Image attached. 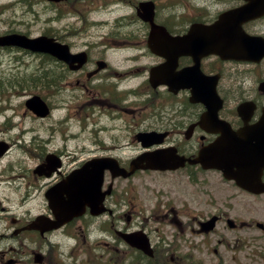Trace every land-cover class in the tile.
Here are the masks:
<instances>
[{
    "label": "flooded vegetation",
    "instance_id": "1",
    "mask_svg": "<svg viewBox=\"0 0 264 264\" xmlns=\"http://www.w3.org/2000/svg\"><path fill=\"white\" fill-rule=\"evenodd\" d=\"M87 2L98 8V11L95 12L91 7L85 17L78 9L75 18L81 20L83 25H100V30L96 33L86 28L84 32L79 29L69 32L65 38L73 52L79 50V44L84 45L80 47L87 52L86 62L78 69H72L69 64L53 58L50 67L51 97L57 98L61 92L70 91V99L64 98L66 115L63 119L70 126L75 121L80 129L79 134L72 135L71 130L65 127L64 135L78 139L77 144L82 145L73 151L49 149L53 136H50L51 139H39V126L31 124L34 129H27L30 117L24 115L16 104L0 99V212H7L0 215V240L4 236L10 238L11 243L19 244L17 239L26 247L20 252L13 246L7 250L1 248L0 263L23 264L24 252H32L36 257V252L42 251L45 244L53 247L54 238L62 236L74 240L67 249L69 257L74 261L81 258L84 263L100 259L106 264H264V219L256 217L257 205L264 207V191L251 192L234 180L225 178L220 169L206 166L210 162L206 155L196 160L200 152L220 136L221 129L229 126L238 130L244 125V118L249 124L260 118L264 107V90L258 85L259 92L253 95L247 89L243 90L242 83L236 86L232 82V78L237 77L235 72L238 66L248 63L224 59L215 54L200 58L201 72L215 80L214 87L220 103L218 109L216 99L210 95L204 94L200 101L194 100L190 88L180 89L176 93L170 92L165 85L153 88L148 77L143 83L144 90L137 92L134 86L126 85L122 88L121 78L116 77L132 69H116L113 82L109 79L111 73H106L113 67L103 56L105 51H109L108 47L136 50L144 45L149 64L143 72L147 75L151 66L166 60L165 56L150 52L147 43L167 42L170 36L181 39L189 34L196 35L190 42L215 40L216 31L212 26L224 13L239 8L246 1L68 0L64 4L69 7L70 4L78 6ZM87 7L86 4L85 9ZM90 13L93 16L101 14L102 19L91 18L88 24L86 21ZM154 27L164 28L168 35L155 37L157 29ZM242 28L251 35L264 38V15L244 22ZM84 38L80 42L77 40ZM193 58L191 55L179 56L177 69L191 66ZM126 59L136 62L137 58L127 55ZM243 75H246L245 71ZM73 88L92 96L80 102L78 92L71 93ZM73 100L77 101L76 104ZM56 102L50 104L51 110L55 108ZM242 102L250 103L243 110L245 116L238 111ZM209 106L214 112L217 109L216 115L209 113ZM252 106L253 110H249ZM90 110L105 116L112 125L102 123L99 118L80 127L88 119L86 114ZM128 114L132 115L131 121L127 119ZM53 120H56L55 117ZM89 125L93 128L91 136L80 142L82 137L79 135L88 134ZM112 130L115 136L111 135L110 140L105 141L103 133ZM123 132L130 134L137 142L134 144V155L167 148L184 161L183 165L175 169L137 170L130 178L141 172L157 173L171 179L178 177V180L174 179L177 182L163 184L164 187L171 186V189L153 188L156 183L150 185V182L145 185V191L154 200V205L149 209V214L141 210L137 213L140 203L131 189H118L117 182L122 178H112L105 171L101 191H107L98 206L85 205L81 215L58 228L42 230L45 221L55 218L46 197L47 189L80 168L91 156L118 157L119 151L126 145L118 136ZM138 132H151L160 142L143 148L136 138ZM87 140L89 142L85 143ZM48 155L50 163L46 162ZM117 159L120 165L128 166L129 159ZM261 182L264 184V170ZM185 189H189L187 193L196 198L191 201L184 197ZM19 190L21 196L16 202L14 196ZM60 199V195L53 197V201ZM20 205L24 213L14 214ZM122 219H125L126 226L120 225ZM135 219L141 222H135ZM151 219L169 224V233L172 234L169 241L162 235L160 241L155 240L158 236L156 233L154 239V232L148 226ZM118 230L143 231L149 241L151 254L126 243ZM75 250L80 252V256L74 253ZM183 250L188 251L184 254L178 252ZM192 250L201 252L205 259L189 253ZM6 252L8 256H5Z\"/></svg>",
    "mask_w": 264,
    "mask_h": 264
},
{
    "label": "rangeland",
    "instance_id": "2",
    "mask_svg": "<svg viewBox=\"0 0 264 264\" xmlns=\"http://www.w3.org/2000/svg\"><path fill=\"white\" fill-rule=\"evenodd\" d=\"M18 1L19 0H0V33L18 30L22 32H27L28 34L34 36V35L44 34L45 32H50L53 30L54 33L56 32L60 36L65 38L67 36L66 34H68V31H70L69 23L75 22L74 16L63 13L65 12L64 10L63 12L60 11V13L62 14V17L60 18V20L58 21L55 20L53 22H50L49 18L52 19L55 16V14L50 9H48L50 8L51 5L49 6L45 2H38L37 4H34L32 6L31 9L36 11V12H33L29 10V6H24V3L18 2ZM77 25H78V22H77ZM82 27H83V24H81V28ZM85 28L86 30L89 29L90 31H93V32L95 31L96 33L100 30V27H96V26H87ZM77 40L78 42H80L82 40H85V38L80 39V40L77 39ZM92 40L94 39L92 38ZM139 53H142L141 50L132 49V51H127L126 49H122V48L121 49H111L108 52L105 51L103 56L109 61V63L111 64V67H113L112 70L109 69L106 72V73H111V75L109 76V79L113 82L115 81L114 77L116 75L115 73L116 69H120V71H123V69L131 68L132 70L130 71L127 70L126 72H123L122 74H119L116 77V79L121 78L122 80L121 87L123 88L125 85L128 87L135 86L137 89L143 86V88L145 89V84H140V82L144 83L147 75L145 74L144 76L140 77L143 71L139 70V68L145 66L146 64L144 62L145 59L141 58L139 62H136L138 63L137 65L134 64L133 61H127L126 59V55H133L139 58L140 57ZM3 60H5V58H3ZM21 63L22 65H19V70L21 72H23L24 74L30 73L36 76L41 71V69L39 68L41 64L45 63V67H47V69H48V64H49V62H46L45 59L38 57L34 54L23 55V60L21 61ZM134 66L136 67L133 68ZM2 68L4 72L9 71L6 65H3ZM243 71L246 72L245 76L243 75ZM10 73H12V75H16V73H19V72H18V69H15V70L13 69L10 71ZM235 73L237 74V77L234 76L232 78V82L236 86L238 85L237 83H242L243 90L247 89L249 93L253 95H257V92H259V90L257 89L258 83L264 79V61L259 66L258 64L240 65L238 66V70ZM28 79H29L28 77H24L25 81H22V87L25 89L24 91H22V93L31 94V88H30L31 84L28 81ZM238 80L240 81L238 82ZM232 82H230V84ZM19 87L20 86L15 85V82L13 81H7L5 79L0 78V95L3 94L5 96H9V98L12 99L11 103L16 104L18 109L21 112H23L24 115L26 113L30 117V121L28 122V124H26L27 129H31V128L34 129V126L31 124H35L39 126V131L41 133L39 135V139L40 138L46 139L49 136H53L51 140V144L48 145L49 149L61 148L63 150L73 151V149L82 145L81 143L77 144L79 141L78 139L71 138V137L68 138L67 135H64L66 133L65 127H68V130H71L72 135H77L79 134L78 132L80 131L75 121H74V124L70 126V124L66 122V119H63V116L66 114V103L64 101V98L65 97L69 98V93H70L69 90H65L64 92H61L57 96V98H51L48 88L39 87L35 91V93L41 92L42 96H44L50 102L60 101L58 104H56L58 105L57 109H55L52 112V116L54 115L56 117L55 118L56 120L54 121V120L49 119V117L51 116L43 119V118H35L29 113H27L26 108L23 107V101L25 100V98H27V94L23 96L13 95V93L16 91V88H19ZM239 87L241 86H238V88ZM236 91L237 90L235 89V94H236ZM77 92L81 97L80 98L79 96H77L79 100L81 99L80 102L84 100L87 96H92V94L86 95L84 92L76 91V89L74 88L71 90L72 94H75ZM73 102L74 104H76L77 101L73 100ZM136 114L138 115V110ZM86 115H88V119L84 120V122L80 125V127L84 126L85 124L89 122L96 121L99 118L101 119L102 123L107 124V125H112L108 122L105 116H102V115L99 116L95 114L94 111L90 110V112ZM127 119L131 121L132 115L128 114ZM88 128H89L88 134L79 135L82 137L80 142L83 139H86L88 136H91L92 126L89 125ZM111 135L115 136L114 130L109 131V133H103L104 140L109 141ZM118 136L120 140H122V142L126 143L125 147H123V149L119 151L118 155L123 160H126L129 157L134 155L136 151V149H134V144H137V142L133 140L132 136L126 132L120 133ZM88 142L89 140H87V142L85 141V143H88ZM174 179L178 180V177H175ZM174 179H171L168 176H164V175L157 174V173L147 174V173L141 172L139 175H136L130 178L128 181L126 179H119L117 183H118V189L120 190L129 189V188L131 189L133 196L140 203V206L136 209L137 213H139V211L141 210L142 212H145V214H149V209L154 205V200L150 199L149 195H147L144 186L148 185L150 182V185H153V183H156V185L153 186V188L159 187L161 189H167V188L171 189V186L164 187L163 184H171L173 182H177ZM216 187L218 188L219 186L216 185ZM188 191L189 189L188 190L185 189V193L183 196L188 197L189 200L192 201L196 197L194 195L191 196L190 194H188L187 193ZM10 195H15V193H10ZM20 196H21V191L19 190L18 193H16V196H14V200L18 202ZM41 197L42 195L40 194V198ZM8 204L9 203H6L5 205H8ZM29 206L30 205L26 206V208ZM19 209H16L14 211V214L17 213L21 215L24 213L22 211L21 205L19 206ZM256 209H257L256 217L259 220H263L264 219V207L262 208L261 205H257ZM5 213L7 212H0V215L3 216ZM134 217L136 216H133V218ZM121 221L123 222H121L120 225L122 226L127 225L125 223L126 222L125 219H122ZM137 221L141 222L140 219L138 220L135 219V222ZM130 223H133V222L130 221ZM168 225L169 224H166V223L153 221L152 219L148 223L150 230L154 232V239H155V233H156L158 236L156 237L155 240H159V241L161 240L160 235L165 237L167 241L171 239L172 234L169 233L170 228ZM1 238L3 239L0 240V253L2 250L1 248L7 250L8 248H11V246L17 247V248H13V249H19L17 252H20L21 249H26V247L21 244L22 241L20 242L16 239V241L19 244H15V243L10 242V238H5L4 236ZM54 239H55V243H52L54 244V246L53 247L49 246L51 250L44 243L45 244V246L43 247L44 249L42 251L36 252L38 255H41V258L39 260H36V262H34L33 260L34 255L32 252H24L23 253L24 257L22 259L24 262L23 264H106L104 260L101 261L100 259L96 262L89 261L87 259L88 261L85 263L81 258L79 261H74L72 258L69 257V254L67 252L69 244L73 243L74 240H71V239H68V237L65 238L62 236H56ZM186 251L188 250H183V251H178V252L181 254H184L186 253ZM74 253L80 256V252L78 250H75ZM189 253H194L196 257L205 259L201 252H196V251L193 252L192 250ZM5 256H8L7 252L5 253ZM208 258H210L209 255H208Z\"/></svg>",
    "mask_w": 264,
    "mask_h": 264
},
{
    "label": "water",
    "instance_id": "3",
    "mask_svg": "<svg viewBox=\"0 0 264 264\" xmlns=\"http://www.w3.org/2000/svg\"><path fill=\"white\" fill-rule=\"evenodd\" d=\"M263 12L264 0H249L237 13L229 17L227 23L217 22V25L213 29L219 28L221 30L216 31L214 35L216 37L215 40L197 44L202 49L200 53L216 51L223 52L224 55H228L234 59L260 60L264 56V40L246 36L242 32L241 22L259 16ZM0 43L15 44L33 51L49 52L65 61L71 62L77 59L75 55L69 53L67 45L55 42L53 38L47 36L29 38L23 34H11L1 36ZM195 58L198 60L199 55ZM169 60L172 62L174 59L169 58ZM153 74L154 72L151 73V78ZM156 76L159 78L158 83L167 82L171 84L168 80L160 79L159 70ZM183 77L186 83H189L188 77H194L195 84L202 83V81H196L195 73L192 72H184ZM28 105L39 115H46L48 112L47 105L39 96H34ZM263 123L264 120L260 122V125ZM140 137H145V134H141ZM151 142L145 141L144 144H150ZM204 153L205 155L210 154L209 158L212 163H215V158L219 159L220 163L225 165L224 171L229 178H234L245 188L254 191L258 190L257 186L260 185V175L264 168V133L261 132L259 124L253 127L245 125L236 132L218 138ZM182 162L167 150L144 152L138 155L131 161L129 171L119 168L116 160H109L108 158H99L94 162H90L88 166H91L92 170L98 173L96 180L94 178L91 180L87 179L85 174H81L78 178L76 191L68 190L70 187L69 182L60 183L59 187H57L58 190L70 195V200L69 202L55 205L57 208L54 209V212L57 221L51 226L60 225L67 215L81 212L86 202L91 206H97L102 199L101 194L98 196V191H100L102 182V171L105 168L110 169L113 175L121 174L122 176H128L138 168L165 169L178 166ZM88 166L82 168L83 172L89 171L87 169ZM140 235L134 232L124 234V237L128 243L141 247L145 252L150 253V250L147 248V242Z\"/></svg>",
    "mask_w": 264,
    "mask_h": 264
},
{
    "label": "trees",
    "instance_id": "4",
    "mask_svg": "<svg viewBox=\"0 0 264 264\" xmlns=\"http://www.w3.org/2000/svg\"><path fill=\"white\" fill-rule=\"evenodd\" d=\"M36 0H24V6H29L31 5V2H34ZM41 69L40 73L34 77L35 80H37L40 84H43L44 87H48L49 80H50V73L47 69H45V65L41 64L39 67Z\"/></svg>",
    "mask_w": 264,
    "mask_h": 264
}]
</instances>
